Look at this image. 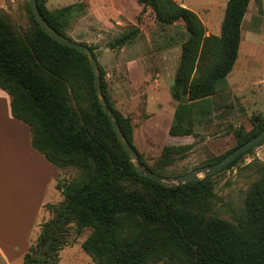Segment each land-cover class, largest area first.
I'll return each instance as SVG.
<instances>
[{
    "label": "trees",
    "instance_id": "16d2710c",
    "mask_svg": "<svg viewBox=\"0 0 264 264\" xmlns=\"http://www.w3.org/2000/svg\"><path fill=\"white\" fill-rule=\"evenodd\" d=\"M137 2L142 13L153 12L156 23L179 24L186 32L171 88L178 106L170 133L193 135L195 114H207L211 98L225 91L251 0L228 1L220 36H208L200 16L175 0ZM37 4L48 24L72 39L47 0ZM27 11L30 25L19 31L0 10V89L11 97L13 116L30 127L33 148L56 168L77 169L80 175L66 188L58 186L64 200L46 206L52 218L41 225L24 264H59L60 252L72 245L67 239L72 226L77 235L92 229L82 249L95 264H264V167L247 191L243 214L229 208L231 221L216 211L214 175L177 187L141 176L99 102L87 55L51 38L35 20L30 3ZM137 20L141 22V16ZM140 32L136 28L126 33L117 44L125 45ZM88 47L97 58L95 48ZM99 68L103 94L137 151L131 120L114 109L105 72ZM263 130L264 118L254 122L251 131L241 126L235 130L234 149ZM192 149L166 146L153 167L137 152L144 166L166 176L165 169ZM234 149L205 164L219 162ZM244 155L222 171L236 166Z\"/></svg>",
    "mask_w": 264,
    "mask_h": 264
},
{
    "label": "rangeland",
    "instance_id": "374dc122",
    "mask_svg": "<svg viewBox=\"0 0 264 264\" xmlns=\"http://www.w3.org/2000/svg\"><path fill=\"white\" fill-rule=\"evenodd\" d=\"M175 1L198 13L210 32L221 35L229 0ZM28 3L0 0V10L9 15L19 31L26 30L31 22ZM47 7L58 13L67 36L95 48L112 105L131 120L133 144L149 166H155L166 146L193 145L186 158L165 169L166 176L180 177L207 166L208 160L236 147L235 130L244 126L251 131L255 119L259 122L264 118V0L250 2L242 24L238 59L227 77L225 91L211 98L207 114H195L194 134L185 136L170 133L178 106L171 88L187 40L183 26L156 23L153 12L147 9L142 13L137 0H47ZM85 12L88 14L84 16ZM136 28L141 32L134 39L117 44ZM263 167L264 142L233 168L214 175L219 217L231 221L229 208L243 214L247 191ZM30 169L35 174L38 167L32 162ZM58 169L62 171L60 187L80 175L77 169ZM91 233L89 228L77 235L75 226L71 227L67 239L76 248L67 250L63 264L84 263L81 258L88 256L80 245Z\"/></svg>",
    "mask_w": 264,
    "mask_h": 264
},
{
    "label": "crops",
    "instance_id": "0c3cea01",
    "mask_svg": "<svg viewBox=\"0 0 264 264\" xmlns=\"http://www.w3.org/2000/svg\"><path fill=\"white\" fill-rule=\"evenodd\" d=\"M207 31L208 36H220ZM32 162L38 167L35 174L30 169ZM61 175L60 169L33 148L30 127L13 116L11 97L0 89V264H24L25 255L40 236L41 225L51 218L46 206L64 200L58 188ZM75 248L65 247L59 264H63L67 250ZM87 256L78 264H95Z\"/></svg>",
    "mask_w": 264,
    "mask_h": 264
},
{
    "label": "water",
    "instance_id": "95a60500",
    "mask_svg": "<svg viewBox=\"0 0 264 264\" xmlns=\"http://www.w3.org/2000/svg\"><path fill=\"white\" fill-rule=\"evenodd\" d=\"M31 11L34 15L35 20L37 23L42 27V29L53 39L60 42L61 44L74 48L82 50L88 57L94 79H95V89L96 94L98 96L99 102L101 106L103 107V110L109 117V120L113 126V129L122 145L124 150L127 152L128 156L130 157L136 171L140 173L141 176H144L148 179L153 180L154 182H157L161 185L167 186V187H177L179 185L197 180V179H203L208 176L215 175L216 173H219L223 169H225L229 164L234 162L236 159L244 155L246 152H248L250 149L255 148L257 145H259L261 142L264 141V130L259 133L257 136L251 138L249 141L244 143L243 145L239 146L238 148L234 149L230 153H228L225 157H223L219 162L207 165L198 169H195L189 173H186L180 177H168V176H161L154 172H152L150 169H148L146 166H144L139 158L138 152L134 149V147L130 144L126 136L124 135L117 117L113 110L110 108L102 90V84H101V76H100V68H99V62L98 59L95 57L93 51L90 49V47L80 43L76 42L75 40H72L62 34H60L58 31H56L53 27H51L48 22L45 20L43 15L41 14L37 0H29ZM258 119H255V122H257ZM200 175H203V178H200ZM66 188V186L64 187Z\"/></svg>",
    "mask_w": 264,
    "mask_h": 264
}]
</instances>
